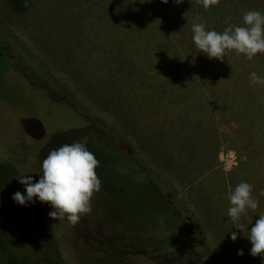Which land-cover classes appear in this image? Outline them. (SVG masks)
<instances>
[{"label":"rangeland","instance_id":"obj_1","mask_svg":"<svg viewBox=\"0 0 264 264\" xmlns=\"http://www.w3.org/2000/svg\"><path fill=\"white\" fill-rule=\"evenodd\" d=\"M27 4L15 13L0 0V45L8 44V33L22 48L0 54V158L33 183L43 159L64 144L83 140L100 161L101 189L77 224L51 218L50 204L35 200L64 263L262 264L250 254L248 231L231 240L239 230L227 209L230 191L247 182L259 201L247 213L249 230L264 214V85L249 83L252 72L264 77V54L209 59L196 49L191 29L194 22L218 32L243 26L245 11L264 13V0H220L207 10L196 0ZM29 67L46 81L48 72L58 90L50 92ZM72 103L131 146L150 177L171 188L184 220L147 180L131 182L128 172L112 177L110 158L91 141L90 128L78 129L82 118ZM29 249L38 252L35 243Z\"/></svg>","mask_w":264,"mask_h":264},{"label":"clouds","instance_id":"obj_2","mask_svg":"<svg viewBox=\"0 0 264 264\" xmlns=\"http://www.w3.org/2000/svg\"><path fill=\"white\" fill-rule=\"evenodd\" d=\"M168 3V0H161ZM182 3L183 0H174ZM204 9L218 6L220 0H196ZM230 17L225 18L228 24ZM243 26L229 25L222 32L206 30L203 23H193L192 40L196 49L207 54L209 59L215 58L223 61L229 52L235 51L236 55H243L252 60L257 54H264V13L258 10L244 12ZM250 85H264V77L255 72L250 73ZM100 161L88 150L86 144L74 142L64 144L51 150L41 163L39 179L33 183L32 176H17L18 182L25 186V194L16 191L12 199L20 205L27 206L28 202L48 203L53 211L49 216L55 220L67 218L68 222L75 225L81 216L91 213V200L95 193L101 189V180L96 169ZM254 186L247 182H240L230 191L228 200L230 207L227 216L234 222L238 232L231 233V240L235 241L239 234L248 231L247 238L251 243L250 254L253 257H261L264 264V214H259L254 225L252 216H247L249 210L256 212L259 206L258 199L254 198ZM264 195V192H261ZM35 198V199H34ZM247 216V223L241 222V218ZM243 250L237 251V255H243Z\"/></svg>","mask_w":264,"mask_h":264},{"label":"trees","instance_id":"obj_3","mask_svg":"<svg viewBox=\"0 0 264 264\" xmlns=\"http://www.w3.org/2000/svg\"><path fill=\"white\" fill-rule=\"evenodd\" d=\"M27 1L7 0L10 9L15 13L27 11ZM0 28L3 29L1 26ZM5 37L8 44L0 45L1 55L3 51L9 53L13 48L18 52L22 49L15 43L14 38L10 34L6 33ZM7 71H9V68ZM46 78L47 81L45 80L42 84L50 92L57 91L54 79L48 72H46ZM67 106L74 114L82 118L78 129L90 128V131H92L91 135H89L92 138L91 141L101 145L103 150L105 149V157L111 160L110 168L114 179L122 180V173L126 176L128 172V175H131L133 179L131 182L137 181L135 176L142 178L139 181L140 183L142 180H144V183L147 180L161 195L162 203L173 210L172 212L177 216L178 220H184V216L181 214L177 204L170 200L171 188L164 181L154 180L150 177L151 174L148 168L135 159L129 144L121 142L118 138L109 134L94 119L87 115L78 104L72 103ZM120 144H123L127 150L124 151ZM120 157L125 159V164L122 166H120L122 160H118ZM19 175L21 174L14 163L3 161L0 158V255L4 257L5 264H65L59 242L48 232L44 225L40 207L36 203L31 202H28L27 206L20 205L12 199V195L16 191L26 195L25 186L18 182L17 176ZM185 220L191 228V223H189L187 218ZM191 232L195 233L192 228ZM31 243H35L38 246V252L35 256L30 253L29 247ZM195 252L199 251L196 250Z\"/></svg>","mask_w":264,"mask_h":264},{"label":"flooded vegetation","instance_id":"obj_4","mask_svg":"<svg viewBox=\"0 0 264 264\" xmlns=\"http://www.w3.org/2000/svg\"><path fill=\"white\" fill-rule=\"evenodd\" d=\"M19 62V61H18ZM19 63H21V62H19ZM23 66H24V68H26V66L23 64V63H21ZM26 70V69H25ZM27 71V73L29 72V74L33 77V78H38V80H43V81H45L43 78H39V76L38 75H36V73L35 72H33V71H31V69H30V67L26 70ZM175 218H177V216L176 215H174V213L172 214ZM191 228H192V225H191Z\"/></svg>","mask_w":264,"mask_h":264}]
</instances>
